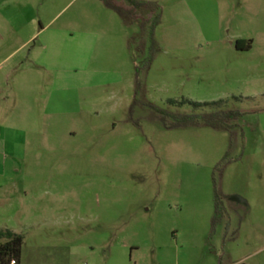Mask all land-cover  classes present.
I'll return each mask as SVG.
<instances>
[{"label":"rangeland","instance_id":"obj_1","mask_svg":"<svg viewBox=\"0 0 264 264\" xmlns=\"http://www.w3.org/2000/svg\"><path fill=\"white\" fill-rule=\"evenodd\" d=\"M138 1L144 29L105 0H0V230L21 264H264V0ZM170 100L244 117L170 130L152 104L213 112Z\"/></svg>","mask_w":264,"mask_h":264},{"label":"trees","instance_id":"obj_2","mask_svg":"<svg viewBox=\"0 0 264 264\" xmlns=\"http://www.w3.org/2000/svg\"><path fill=\"white\" fill-rule=\"evenodd\" d=\"M128 3V7L124 8L113 0H105L107 7L118 13L120 17L124 19H133L134 21H137L144 29L148 22L145 17L142 19L138 17V11H144V13H146L150 9H154L153 6L156 5L158 7V5L151 2H141L138 0H128ZM157 19V23H160L161 16L159 15ZM251 48V42L240 40L236 43V49L238 51H248ZM169 103L174 106L189 104L195 109H213L212 113L205 115H182L162 110L152 104L151 108L161 115V120L164 123V126L170 130L185 129L188 127H206L216 131L229 132L234 138V131L240 128L238 122L244 117V113L242 111L222 109V105L225 106L226 104L225 100L211 103H199L190 100H183L182 102L170 100ZM169 120H173L174 122H170ZM242 136L244 137L243 132ZM219 204L220 195L217 194V212H219ZM23 244L24 237L22 235L11 230H0V264H11L12 261L21 263Z\"/></svg>","mask_w":264,"mask_h":264},{"label":"built area","instance_id":"obj_3","mask_svg":"<svg viewBox=\"0 0 264 264\" xmlns=\"http://www.w3.org/2000/svg\"><path fill=\"white\" fill-rule=\"evenodd\" d=\"M11 264H21V263H18L17 261H12Z\"/></svg>","mask_w":264,"mask_h":264},{"label":"crops","instance_id":"obj_4","mask_svg":"<svg viewBox=\"0 0 264 264\" xmlns=\"http://www.w3.org/2000/svg\"><path fill=\"white\" fill-rule=\"evenodd\" d=\"M1 127H2V126H0V130H1ZM0 132H1V131H0Z\"/></svg>","mask_w":264,"mask_h":264}]
</instances>
